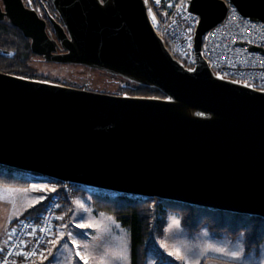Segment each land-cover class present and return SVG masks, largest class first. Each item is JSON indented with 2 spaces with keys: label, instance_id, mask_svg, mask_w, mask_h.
Masks as SVG:
<instances>
[{
  "label": "water",
  "instance_id": "95a60500",
  "mask_svg": "<svg viewBox=\"0 0 264 264\" xmlns=\"http://www.w3.org/2000/svg\"><path fill=\"white\" fill-rule=\"evenodd\" d=\"M2 1L0 21L43 61L94 69L162 96L0 71L1 166L264 219V89L215 75L200 54L203 35L221 22L227 3L264 24V0H188L198 17L193 65L154 30L146 0H50L60 21L51 19L52 31L21 0Z\"/></svg>",
  "mask_w": 264,
  "mask_h": 264
},
{
  "label": "rangeland",
  "instance_id": "374dc122",
  "mask_svg": "<svg viewBox=\"0 0 264 264\" xmlns=\"http://www.w3.org/2000/svg\"><path fill=\"white\" fill-rule=\"evenodd\" d=\"M12 174L14 184H0V245L7 241L15 221L27 216V211L44 199V193L54 188L46 177L35 173L12 171ZM72 187L71 202L65 211L58 213L42 264H130L128 231L110 214L93 210L92 197L104 204H112L113 200L93 195L89 187ZM163 205L170 212L163 227L159 226L152 233L151 247L169 258L160 259L158 263L199 264L206 256L243 261L254 255L245 254L242 233L231 239L225 235L214 237L204 226L195 231L184 229L176 214L179 204L164 202ZM71 241L76 243L75 247ZM252 251L264 256V238ZM80 256L84 262L80 261ZM146 262L153 264L155 260L147 258Z\"/></svg>",
  "mask_w": 264,
  "mask_h": 264
},
{
  "label": "trees",
  "instance_id": "16d2710c",
  "mask_svg": "<svg viewBox=\"0 0 264 264\" xmlns=\"http://www.w3.org/2000/svg\"><path fill=\"white\" fill-rule=\"evenodd\" d=\"M16 37L15 32L11 31L7 36L8 41L3 39V42L12 45L16 42ZM18 44L19 48L15 49L16 53L13 57H0V71L105 93L162 96L156 89L138 86L94 69L45 62L40 57L30 53L26 46ZM15 50L10 49L8 51L14 52ZM12 171L27 173L0 165V184L12 185L15 183L12 178L15 175L12 174ZM46 179L54 185L60 183L49 178ZM91 190L95 196H103L113 200L112 204H104L92 197L93 210L94 212L103 211L110 214L120 226L128 231L130 264H146L147 258L156 260L169 258L163 253L152 250L151 235L159 226L162 225L163 227L164 219L170 212L163 203L174 202L93 188ZM70 193L63 196L57 216L58 213L65 211L70 204ZM46 196L45 194L41 202L27 211V216H36L39 213L45 203ZM152 200L154 201L153 204ZM178 204L179 210L176 214L184 229L195 231L204 226L214 237L225 235L231 239L242 233L244 251L252 250L254 245L264 238V219L260 217L229 214L213 209Z\"/></svg>",
  "mask_w": 264,
  "mask_h": 264
},
{
  "label": "built area",
  "instance_id": "2783aa9c",
  "mask_svg": "<svg viewBox=\"0 0 264 264\" xmlns=\"http://www.w3.org/2000/svg\"><path fill=\"white\" fill-rule=\"evenodd\" d=\"M146 1L152 27L170 52L186 65H193L192 38L198 17L188 11V0ZM200 54L215 75L264 89V24L242 17L233 5L227 3L221 22L203 35ZM71 190L68 183L54 185L45 192V203L36 216L17 219L0 248V264H31L42 255L60 202Z\"/></svg>",
  "mask_w": 264,
  "mask_h": 264
},
{
  "label": "flooded vegetation",
  "instance_id": "af4514ba",
  "mask_svg": "<svg viewBox=\"0 0 264 264\" xmlns=\"http://www.w3.org/2000/svg\"><path fill=\"white\" fill-rule=\"evenodd\" d=\"M21 2L27 10H30L31 12L36 14L37 17L45 20L48 30L52 31L51 19L57 20L58 22H60L57 19L56 12L52 8V3L50 0H21ZM0 7L1 9H3L4 7L2 0H0ZM11 31L15 32L17 36L16 42L12 43V45L3 42V39L8 41L7 36H8V33ZM18 43H20V45L26 46L29 50L28 41L24 37H22V35L18 31L12 28L10 24L6 22L5 20L0 21V49L7 50V51L10 49L15 50L19 48ZM15 53H16V50L14 51L13 56L15 55Z\"/></svg>",
  "mask_w": 264,
  "mask_h": 264
},
{
  "label": "crops",
  "instance_id": "0c3cea01",
  "mask_svg": "<svg viewBox=\"0 0 264 264\" xmlns=\"http://www.w3.org/2000/svg\"><path fill=\"white\" fill-rule=\"evenodd\" d=\"M179 219V218H178ZM180 222V221H179ZM181 225V224H180ZM52 237V236H51ZM51 241H49L46 249L44 250V252L42 253V255L36 259L35 261H33L31 264H42L44 262V253L46 252L47 248L49 247V244H50ZM72 244L76 245L75 242L71 241ZM3 245H0V248L2 247ZM75 252H76V255L79 256V253L77 252V249H75ZM245 254H251L253 253L254 255H251L250 258H246V260H243V261H236V260H223V259H219L217 257H214V256H206L204 258H202L200 260V263L199 264H264V256H262V254H260V252L258 251H244ZM48 258V257H47ZM155 260V262L153 264H160L158 263V261H156V259H153ZM80 261L84 262V258L80 256ZM149 262H146V264H148Z\"/></svg>",
  "mask_w": 264,
  "mask_h": 264
},
{
  "label": "snow or ice",
  "instance_id": "6c2138e0",
  "mask_svg": "<svg viewBox=\"0 0 264 264\" xmlns=\"http://www.w3.org/2000/svg\"><path fill=\"white\" fill-rule=\"evenodd\" d=\"M153 19H155V17H153ZM177 256H178V258L183 259V257H180V256H179V254H177Z\"/></svg>",
  "mask_w": 264,
  "mask_h": 264
}]
</instances>
